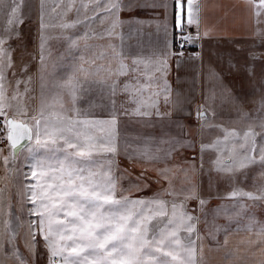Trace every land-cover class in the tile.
I'll use <instances>...</instances> for the list:
<instances>
[{"label": "crops", "instance_id": "0c3cea01", "mask_svg": "<svg viewBox=\"0 0 264 264\" xmlns=\"http://www.w3.org/2000/svg\"><path fill=\"white\" fill-rule=\"evenodd\" d=\"M114 2L43 0L41 9V0H16L17 16L23 22L12 25L7 23L8 13H0V36L7 38L8 28L15 33L2 46L9 50L3 60L10 105L5 109L7 116L33 128L32 117L39 118L41 110L45 117L60 113L77 120L115 117V126L106 123L89 131L96 137H115L119 154L112 175L117 179V198L162 201L167 216H158L154 224L166 222L173 215V205L178 222L182 214L192 217L185 223L195 230L181 228L178 236L183 244L194 247L195 264H264V200L239 194L264 189V166L255 169L248 164L250 145L234 143L230 152L236 153L230 159L224 157L231 170L216 169L213 179L207 175L208 130H237L239 121H227L222 115L228 112L219 110L221 104L206 100V60L202 50L194 48L197 40L184 51L174 46L181 35L200 36L203 41L264 40V4L261 0H193L198 25L185 24L181 33L174 0H120L119 11H107ZM181 3L186 18L187 0ZM73 23L74 27H62ZM68 37L79 39L78 48L69 51ZM9 56L11 67H7ZM17 81L21 82L18 90ZM213 95L233 98L236 92L215 90ZM222 106L232 109L233 101ZM138 109L150 114L140 115ZM25 110L27 115L21 114ZM67 124L68 120L59 122ZM59 146L63 147L62 142ZM144 152L160 159L147 160L140 155ZM255 156L258 161L259 153ZM111 158L110 153L94 155L103 165L94 170L102 176L108 167L104 161ZM23 178L31 181L30 176ZM13 179L0 167V264H15L14 255L6 254L4 260L6 218L15 207L13 195L20 193L19 189L13 192ZM26 240L30 239L26 237L24 244ZM26 252L34 261L29 249Z\"/></svg>", "mask_w": 264, "mask_h": 264}, {"label": "snow or ice", "instance_id": "6c2138e0", "mask_svg": "<svg viewBox=\"0 0 264 264\" xmlns=\"http://www.w3.org/2000/svg\"><path fill=\"white\" fill-rule=\"evenodd\" d=\"M174 3L177 9L176 27L181 33L185 24L198 25L199 21L192 11L193 0H187L186 18L182 15L181 0H174ZM261 3L264 4V0H261ZM120 7V0H116L106 10L119 11ZM19 8L20 5L16 0H0V13H8V25L23 22L17 16ZM41 9H43V0H41ZM75 23L65 24L62 27H74ZM44 28L43 11H41V70L44 67ZM5 31L9 34L7 38L15 35L11 28ZM7 38L0 36V117L4 118L3 123L10 141L9 147L14 155L24 148L29 154L26 159L30 161L28 164L30 173H26L25 176L26 178L30 176L33 181L27 185V191L30 192L29 200L33 205L30 215L38 218L32 221L30 228H39L44 247L48 252V264H195L194 247L183 244L178 236L181 228L188 232L195 230L193 225L185 223L192 217H185L182 214L178 222L175 214L176 206L173 205V215L162 224H154L153 221L158 216H167L162 201L133 200L124 195L117 198V179L112 175V165L116 163L115 157L119 154L115 137H96L89 131L106 123L115 126V117L111 121L77 120L63 113L54 117H45L41 110L39 118L32 117L35 120L33 128L24 121H17L7 116L5 109L10 105L7 104L5 86L7 77L3 60L8 56L9 50L2 47ZM84 38H87L86 35ZM180 39L188 43L193 38L181 35ZM68 43L71 51L72 48H78L79 39L68 37ZM7 67H11L10 56ZM100 70L102 69L97 68V71ZM81 71L84 69L81 68ZM20 83V81L16 82L17 90ZM69 85L72 87L70 94L75 100V86L72 85L71 79ZM27 91L28 89L25 88V92ZM11 99H16V96ZM167 102L166 97L165 103ZM137 111L140 115L150 114L139 112V109ZM21 114L27 115V111ZM64 120H68L67 126H60L59 122ZM261 127H264V124ZM244 135L245 138L252 137V152L254 154L259 152L258 161L255 155H251L246 157L247 163L258 162L264 166V146H257L258 133L249 131ZM21 141L27 143L20 144ZM61 142L63 147L59 146ZM103 153L112 154V158L105 159L104 163L108 167L101 176L100 171L94 169H99L103 165L94 159V155ZM140 155L153 162L160 159L159 156L149 155L147 152ZM244 166L243 163L240 165V167ZM160 174L164 175L165 172L162 171ZM239 194L252 200H264V189L258 194L251 192ZM231 195L234 197L237 192L234 191ZM203 203L204 201H201L202 205ZM36 234V231L32 230L31 239L25 242V246L33 256L36 255ZM261 235H264V229L261 230ZM12 255L19 259L17 250H14ZM21 264L25 262L21 261Z\"/></svg>", "mask_w": 264, "mask_h": 264}, {"label": "rangeland", "instance_id": "374dc122", "mask_svg": "<svg viewBox=\"0 0 264 264\" xmlns=\"http://www.w3.org/2000/svg\"><path fill=\"white\" fill-rule=\"evenodd\" d=\"M185 36V35H184ZM188 36V35H186ZM179 37V36H178ZM192 43L196 41L192 36ZM195 49L201 51L205 61V69L207 74L208 95L206 100L210 102L220 103L219 110L227 121L237 119L239 121V129H222L208 130V144L206 146V173L210 178L214 177L216 169H230V163L225 161L224 157L230 159L233 153L230 152V145L237 144L250 145L252 152V137L245 138V133L252 131L258 133L256 136L257 146H264V40L260 39H208L196 41ZM187 49V48H186ZM184 49V50H186ZM182 50V51H184ZM235 91L233 98L214 96L213 91ZM233 101V108H226L222 103ZM219 105V104H218ZM232 110V112H230ZM3 117H0V125L8 138V131L3 123ZM255 126V127H254ZM248 127V129H247ZM243 143V144H241ZM234 144V145H235ZM27 149L20 150L19 153H13L9 147V142L0 144V167L6 169L10 173V177L14 178L13 192L20 190V193L13 195L15 201V209L8 211L6 218V234L4 241V249L7 255L12 256V252L17 250L19 259L15 256V264H48V252L44 247V241L39 233V228L32 229L30 225L32 221L38 218L30 215L33 208L29 200L30 192L27 191L28 184L33 181L23 178L26 173L30 172L28 164L30 161ZM7 157V163H5ZM229 161V160H228ZM254 168L260 167V164H250ZM17 176V178H16ZM209 178V177H208ZM30 182V183H28ZM36 231V245L34 261L28 257V249L24 244V239H31L30 232ZM30 258V259H29ZM10 259V258H9Z\"/></svg>", "mask_w": 264, "mask_h": 264}, {"label": "built area", "instance_id": "2783aa9c", "mask_svg": "<svg viewBox=\"0 0 264 264\" xmlns=\"http://www.w3.org/2000/svg\"><path fill=\"white\" fill-rule=\"evenodd\" d=\"M181 36L179 37H176L175 39V42H174V46H175V49L178 50V51H182L186 48H188L192 42H188V43H184L181 39H180ZM193 38V37H192ZM195 40L197 41H200L201 40V37L198 36V37H195L194 38ZM183 45V46H182ZM7 136L5 135L4 131H3V126L0 125V144L4 143V142H7Z\"/></svg>", "mask_w": 264, "mask_h": 264}, {"label": "water", "instance_id": "95a60500", "mask_svg": "<svg viewBox=\"0 0 264 264\" xmlns=\"http://www.w3.org/2000/svg\"><path fill=\"white\" fill-rule=\"evenodd\" d=\"M12 118V117H11ZM12 119H14V118H12ZM15 120H17V119H15ZM17 121H21V120H17ZM8 142H9V144H10V141L8 140ZM27 143V141H21L20 142V144H26ZM18 149H19V146H18ZM19 151L20 150H18L15 154H17V153H19Z\"/></svg>", "mask_w": 264, "mask_h": 264}]
</instances>
